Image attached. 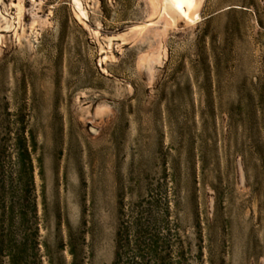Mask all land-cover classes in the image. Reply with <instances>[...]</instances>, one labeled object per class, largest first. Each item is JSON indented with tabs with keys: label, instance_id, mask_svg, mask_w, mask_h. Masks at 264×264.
<instances>
[{
	"label": "rangeland",
	"instance_id": "rangeland-1",
	"mask_svg": "<svg viewBox=\"0 0 264 264\" xmlns=\"http://www.w3.org/2000/svg\"><path fill=\"white\" fill-rule=\"evenodd\" d=\"M72 2L0 0L4 249L264 264V0H202L193 25L150 0H80L81 20Z\"/></svg>",
	"mask_w": 264,
	"mask_h": 264
},
{
	"label": "bare ground",
	"instance_id": "bare-ground-1",
	"mask_svg": "<svg viewBox=\"0 0 264 264\" xmlns=\"http://www.w3.org/2000/svg\"><path fill=\"white\" fill-rule=\"evenodd\" d=\"M202 0H150L153 10L159 16L168 18L169 25H175L183 20L187 25H193L200 19L199 8ZM74 13L78 19L86 17L80 0L72 2ZM20 12V10H19Z\"/></svg>",
	"mask_w": 264,
	"mask_h": 264
},
{
	"label": "trees",
	"instance_id": "trees-1",
	"mask_svg": "<svg viewBox=\"0 0 264 264\" xmlns=\"http://www.w3.org/2000/svg\"><path fill=\"white\" fill-rule=\"evenodd\" d=\"M4 210V209H3ZM9 217H10V222L13 223L14 219L17 217L16 215L18 214V218L23 219L24 217V213L22 212V210L18 211V213H15V207L13 205L10 206L9 208ZM5 215V210L3 211V217ZM10 242V245L8 247H6V249H4V245H3V240L2 242H0V257L2 252H6L8 255L7 257L9 258V264H19V262L21 261V259L19 257H21V250H17V247H14L12 245V242ZM14 248V249H13ZM118 258H119V254H118ZM117 264V263H116Z\"/></svg>",
	"mask_w": 264,
	"mask_h": 264
}]
</instances>
